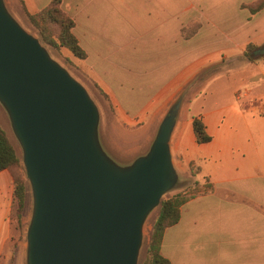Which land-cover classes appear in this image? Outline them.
<instances>
[{
  "label": "crops",
  "instance_id": "obj_1",
  "mask_svg": "<svg viewBox=\"0 0 264 264\" xmlns=\"http://www.w3.org/2000/svg\"><path fill=\"white\" fill-rule=\"evenodd\" d=\"M2 1L7 8V1ZM105 1L110 4V0ZM255 1L213 0V9L188 1L184 6L175 7V28L170 26L167 18L160 20L152 42H161L166 47L168 41L170 44L182 41L186 46H181L177 54L170 47L168 55V49H165L164 56L150 69V79L136 88L128 84L125 76L141 74L138 66L134 69L109 64L107 68L102 67L104 62H110L108 54L112 55V52L108 49L105 53L101 47L98 48L95 38H92L94 44L88 43V50L84 48L86 56L82 61L85 72L108 95L124 125L144 127V140L152 138L157 126L172 110L170 136L177 125H182L180 134L185 132L192 141L191 121L194 116L202 117L206 131L211 135L210 141L196 142L199 146L195 152L186 150L183 152L186 155L181 157L182 160H193L199 167L196 174L203 179L207 177L212 188L185 201L180 207L179 220L165 229L160 250L170 264H192L190 262L200 254L205 257L204 253L210 256L212 264H221V254H250L249 261L229 264H253L251 254L264 252V106L252 103L264 99V51L257 53L264 47V7L255 13L245 7ZM24 2L31 12L45 4H40V0ZM87 6L88 0H84L83 6H76V10L89 23ZM163 11L171 12L172 8H139V12L147 14ZM226 11L232 19V27L229 28L222 25ZM190 12L212 13V22L207 25V28H212V37L205 39V30L202 31L196 37L192 50L188 40L181 38L177 31L178 24L182 22L179 21L186 20ZM138 18H141L139 26L157 20L151 15ZM206 43L210 44L209 49H205ZM248 47L254 48L248 51ZM245 51L249 59L228 70L217 68L200 90L181 100L186 85L206 63L221 65V52L233 59H241ZM223 79H230L232 83L227 87L228 100L203 105L211 94L210 87ZM2 111L0 105V121H3ZM168 143L172 161L170 141ZM197 182L201 184L203 180ZM12 189L11 173L7 169L1 170L0 252L5 250L2 248L5 239L11 236Z\"/></svg>",
  "mask_w": 264,
  "mask_h": 264
},
{
  "label": "water",
  "instance_id": "obj_2",
  "mask_svg": "<svg viewBox=\"0 0 264 264\" xmlns=\"http://www.w3.org/2000/svg\"><path fill=\"white\" fill-rule=\"evenodd\" d=\"M0 103L33 194L27 264H137L143 220L175 181L168 143L174 111L144 155L115 167L98 146V112L86 89L2 0Z\"/></svg>",
  "mask_w": 264,
  "mask_h": 264
},
{
  "label": "rangeland",
  "instance_id": "obj_3",
  "mask_svg": "<svg viewBox=\"0 0 264 264\" xmlns=\"http://www.w3.org/2000/svg\"><path fill=\"white\" fill-rule=\"evenodd\" d=\"M6 1V9H8L10 15L18 24L28 33L35 36L46 49L48 55L66 69V71L86 89L98 112L96 140L102 154L108 161L115 167L123 169L130 166L137 157L144 155L148 151L160 124L155 129L152 138L148 141L144 140L143 138L146 136V132L143 129L144 127L140 125L135 127L124 125V122L119 119L116 109L108 98V95L104 93L85 72L82 59L75 56L66 46L59 43L57 39V25L48 23L49 35L54 38V43H48L42 39L39 29L29 20L28 14H36L47 6L50 0H40V4H45L34 12L28 10L24 0ZM112 1L115 0H110V4H108L105 0H88L87 15L89 14L90 17L89 23L82 18V13L76 10V6L78 8L83 6L84 0H59V4L57 5L65 15L73 20L74 25L71 30L83 49L86 47V50H88V43L94 44L92 38H95L98 40V48L101 47L105 53H107L106 50L108 49L112 52V55L108 54L110 55V62H104L102 67L107 68L108 64L115 65L117 68L119 66L127 69L139 67L138 70L139 72L141 70V74H134L133 76L129 74L125 76L128 84L135 88L138 84L150 79V69L164 56L163 51H165V49H168V55L170 47L172 52L175 53L177 51V54L181 46H186V43L182 41H178L177 43L173 42L172 44L168 41L166 47L161 42L154 44L152 39L155 37L156 31H158L156 27L160 20L167 18L170 26L172 25V28H175V21L177 19V14L175 13H177V11H174V8L182 5L184 6L188 1L196 5L213 9V0H157L156 3L155 0H121L119 3H112ZM159 7L172 8V11L149 14L139 12V8L152 10ZM146 15H151L157 20H153V23L150 21V24L147 23L148 25L139 23V26L138 22L141 21V18L138 17ZM211 20L212 13L190 12L186 20L179 21L182 22L178 24L177 31L181 38L188 40L190 50L195 48V39L202 31L205 30V39L212 37V28H207ZM223 20L224 22H222V25H225L227 28L232 27L231 14H229L228 11L225 12ZM167 29L169 30V25H167ZM159 35L160 33H158V36ZM169 38L170 36H168L167 39ZM209 48L210 44L206 43L205 49ZM251 48L254 47H248L247 50L249 51ZM193 58H195V56H193ZM249 58L250 56L247 55L246 51L241 55V59H233L227 54H224V52H221V65L215 62L206 63V66L186 85L184 92L181 93V100H186L190 93L200 90L206 83L208 77H210L217 68L228 70L238 67L240 61H245ZM100 68L101 66L99 69ZM218 82L220 83H215L210 87V89H212L211 94L203 101V105L215 102L225 103L228 100L230 94L227 87L232 84L231 80L223 79ZM221 88L222 90L218 91ZM252 103H262L264 106V99H259ZM0 105L3 110V117H1L3 121H0V125L6 132L19 158L18 166L13 167L10 172L13 177H20L24 181L26 187L25 204L17 221L14 220L13 215L14 205L12 207L10 221L11 236L6 238L3 243L5 246L2 248L5 250L0 252V264H27V229L32 217L33 194L22 161L21 145L12 129L7 111L1 103ZM196 106L197 102L195 104V107ZM179 128L182 129V125H177L169 138L170 151L173 154L172 164L175 172V181L173 186L163 194L162 199L176 192L192 195L195 189L198 190L195 193L199 194L207 192L212 188L211 185L209 189L204 190L205 187L203 184L206 182L207 177L203 179L200 174H196L199 172V167L193 160L189 161L187 158L182 160V155L183 157L186 155V153L183 152H186V150L187 152H195V148H198L200 143H196L195 135L194 139L190 141L185 132L180 134L181 131L179 132ZM202 180L203 182L201 184L197 182ZM158 208L159 206L153 207L143 220L142 241L138 252L137 264H141L146 256L147 241L152 224L158 213ZM204 256L205 257L200 254L190 263L212 264V261L208 258L210 256H208L207 253H204ZM244 260L249 261L250 254H221L219 262L221 264H229L234 261L238 263ZM251 261L253 264H264V252H253L251 254Z\"/></svg>",
  "mask_w": 264,
  "mask_h": 264
},
{
  "label": "trees",
  "instance_id": "obj_4",
  "mask_svg": "<svg viewBox=\"0 0 264 264\" xmlns=\"http://www.w3.org/2000/svg\"><path fill=\"white\" fill-rule=\"evenodd\" d=\"M57 4H59V0H50L49 4L36 14H28V18L39 29L42 39L48 43H54L55 41L49 35L48 23L57 25V39L59 43L66 46L75 56L83 59L86 56L85 51L71 30L74 25L73 20L65 15ZM250 5H246L245 7L249 8L251 13H255L264 7V0H257ZM191 125L196 142L206 143L211 140V135L206 131V126L201 116L192 117ZM18 164L19 158L15 148L7 137L6 132L0 126V171L7 169L10 172ZM12 180L13 215L14 220L17 221L25 204L26 187L20 177L12 176ZM211 185V182L206 178V182L203 184L205 187L204 190L209 189ZM196 191L198 190L195 189L192 195L176 192L161 199L146 246V256L141 264H170L168 258L164 257L160 250L164 231L167 227L175 224L179 220L180 207L185 201L195 195Z\"/></svg>",
  "mask_w": 264,
  "mask_h": 264
}]
</instances>
